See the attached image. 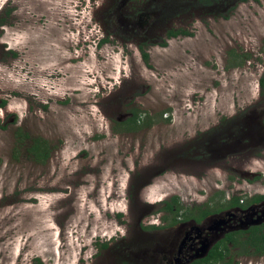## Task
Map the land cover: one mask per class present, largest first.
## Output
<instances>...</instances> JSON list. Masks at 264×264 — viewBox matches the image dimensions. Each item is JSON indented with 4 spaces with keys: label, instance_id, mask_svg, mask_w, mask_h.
Segmentation results:
<instances>
[{
    "label": "rangeland",
    "instance_id": "1",
    "mask_svg": "<svg viewBox=\"0 0 264 264\" xmlns=\"http://www.w3.org/2000/svg\"><path fill=\"white\" fill-rule=\"evenodd\" d=\"M39 2L0 0V20L11 10L0 27V264H110L119 245L110 247L138 218L159 223L174 195L220 207L264 189L263 146L225 161L206 150L219 128L264 104V0L143 49L127 33L87 28L90 13L39 21ZM132 108L154 122L124 130ZM21 128L48 140L46 161L14 150ZM245 258L237 264H256Z\"/></svg>",
    "mask_w": 264,
    "mask_h": 264
},
{
    "label": "flooded vegetation",
    "instance_id": "2",
    "mask_svg": "<svg viewBox=\"0 0 264 264\" xmlns=\"http://www.w3.org/2000/svg\"><path fill=\"white\" fill-rule=\"evenodd\" d=\"M39 4V0H34ZM48 3L47 10L33 7V11L39 16V21L43 17H53L51 21L56 22L55 13H64L59 17L66 18L76 15L79 19L84 14L90 13V17L95 20L88 24L87 28H94L95 31H104L106 34L112 33L118 35L127 33L132 36L133 41H143L139 46L143 49L149 42L165 41L170 38L189 35L187 25L194 19L228 18L237 9L240 4L248 1L260 0H45ZM58 2L56 5L55 3ZM63 11H60L62 10ZM9 9H4L0 20V27L5 29L8 20ZM86 17V16H85ZM71 19V17H70ZM58 23H62L58 20ZM67 25L64 21L63 25ZM67 29V27H66ZM177 32V36H172ZM1 33V31H0ZM188 33V34H184ZM123 39V37H122ZM125 39V38H124ZM123 39V40H124ZM149 39V40H148ZM70 40V38H69ZM104 39H101V42ZM70 42V41H69ZM243 58V57H242ZM245 58V57H244ZM261 108L250 110L246 115L237 116L230 121L226 119L227 125L219 128L220 132H214L209 142L206 144V150L211 155V159H225L235 153H239L245 148L255 147L257 144L264 147V104ZM252 119L255 127L247 122ZM235 127V129H232ZM238 133L239 137L232 136ZM234 137L236 140L231 141ZM235 152V153H232ZM206 154V152H204ZM210 155H208L210 157ZM190 156V154H189ZM185 163H195L193 158L185 160ZM210 162H203V166L212 165ZM244 176H254L255 173H247ZM240 197L239 203L228 204L224 202L219 211L212 212L200 221L190 219H179L174 222L173 219L164 220L159 223L151 220H142L138 218L136 233L129 232L121 243H115L110 247L116 248L118 255L113 254V260L110 264H194L203 259H191V257L203 245V241L209 240L212 249L221 242H227L232 247V242L228 241L232 233H247L254 227H261L264 231V189L256 190L252 194ZM233 197H231L232 199ZM151 201H146L149 204ZM137 205L134 200L131 207ZM195 205L191 206L194 207ZM220 217V223H213L210 219ZM260 217V223H254V220ZM174 222V223H173ZM132 230V229H131ZM246 235L241 237L246 239ZM237 236V234L235 235ZM107 247V244H101ZM109 249V250H110ZM208 254V255H209ZM207 255V256H208ZM235 255V263H238L239 257L256 258V264H264V252L257 255L242 254L238 256V250L233 249L228 257ZM206 256V257H207ZM205 258V257H204Z\"/></svg>",
    "mask_w": 264,
    "mask_h": 264
},
{
    "label": "trees",
    "instance_id": "3",
    "mask_svg": "<svg viewBox=\"0 0 264 264\" xmlns=\"http://www.w3.org/2000/svg\"><path fill=\"white\" fill-rule=\"evenodd\" d=\"M188 34V33H184ZM178 33L175 32L172 36H177ZM145 60H148L149 54L147 52H143ZM246 59V58H245ZM241 55H235V63L234 66L242 65L245 61ZM264 81V80H263ZM264 83V82H263ZM264 85V84H263ZM6 103V101H4ZM154 122L153 117L147 115L143 116V112L138 110L137 108L131 109V115L127 118L126 121L121 124L124 125L123 129L126 131H134L142 128L144 126H149ZM15 145L14 150L24 151L29 159L36 162H44L46 161L50 153L53 150V147L50 145L48 140L42 137H34L29 134L27 131L18 129L15 132ZM225 198V197H224ZM240 197L233 196L232 199L224 200L228 204L231 203H239ZM221 203V202H220ZM213 203L210 201L205 205L190 207L185 205L181 198L178 195L172 196L170 199L163 201V207L161 208L164 211L163 219L169 220L173 219L174 222L179 219H190L194 218L200 221L202 218L208 216L212 212L219 211V207H213ZM220 204V205H222ZM173 222V223H174ZM239 237H235V235ZM247 233H232L229 236V240L232 242V247L228 246L227 242H224V246H221V242L218 243L210 252V254L198 261L194 264H236L235 263V255L228 257L230 252L233 249L238 250V256L242 254L248 255H257L258 253L264 252V231L261 227L254 226L250 231L249 235ZM246 235V239H242L241 237Z\"/></svg>",
    "mask_w": 264,
    "mask_h": 264
},
{
    "label": "water",
    "instance_id": "4",
    "mask_svg": "<svg viewBox=\"0 0 264 264\" xmlns=\"http://www.w3.org/2000/svg\"><path fill=\"white\" fill-rule=\"evenodd\" d=\"M213 223H220L222 219L220 217H212L210 219ZM260 217L256 220H254V223H260ZM211 242L209 240L203 241V245L200 249L197 250V252L191 257V259H197V258H204L209 254V251L211 249Z\"/></svg>",
    "mask_w": 264,
    "mask_h": 264
}]
</instances>
